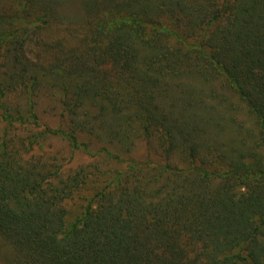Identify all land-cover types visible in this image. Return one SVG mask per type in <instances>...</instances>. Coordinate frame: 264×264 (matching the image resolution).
<instances>
[{
    "label": "trees",
    "instance_id": "16d2710c",
    "mask_svg": "<svg viewBox=\"0 0 264 264\" xmlns=\"http://www.w3.org/2000/svg\"><path fill=\"white\" fill-rule=\"evenodd\" d=\"M81 2L77 17L56 0L0 12L6 263L264 264V0ZM62 18L83 25L54 30ZM37 37L43 75L27 56ZM46 81L63 93L66 129L34 111ZM82 136L100 157L74 170L45 150L57 139L88 151ZM138 139L146 159L129 157ZM111 172L68 223L66 200Z\"/></svg>",
    "mask_w": 264,
    "mask_h": 264
},
{
    "label": "rangeland",
    "instance_id": "374dc122",
    "mask_svg": "<svg viewBox=\"0 0 264 264\" xmlns=\"http://www.w3.org/2000/svg\"><path fill=\"white\" fill-rule=\"evenodd\" d=\"M17 0H1L0 1V12L4 13L7 16L10 14H16L18 11L12 8L13 2ZM59 1V6L57 8L58 12L65 17H77L81 14V0H56ZM64 22H59L60 20H54L51 27L54 30L58 29L59 31H64L68 28H79L80 24L78 18L70 19L69 21L64 20ZM32 45L37 46L34 52L28 51V59L31 60V66H36L38 74L43 75L44 66L49 65L51 57L45 53L41 47L44 43L42 40L37 37V39L32 40ZM4 45V44H3ZM1 48V43H0ZM4 52H0V73L5 71ZM61 97L63 98V93L60 88L53 86L50 81L44 82L42 85H37L34 92L32 93L31 99L34 103V111L39 117V122L48 125L51 128H58L59 126L64 129L67 128L66 118L62 117V112H65V107L60 102ZM25 98V97H24ZM29 98V97H27ZM22 99V98H19ZM17 99H14L16 101ZM82 111V110H81ZM1 113V112H0ZM4 123L1 122L0 117V129L3 130ZM81 141L89 142V150L85 151L83 148L73 151L65 143L55 139L49 140L45 143V150L50 154V156L58 157V166L65 169H75L81 166H84L88 163L94 162L97 157H100V149L102 144L94 141L90 136H82ZM136 147L134 153L129 157H135L137 159H146L147 147L144 141L137 140L135 143ZM101 154H104L101 152ZM128 162L124 163V166L127 167ZM117 177V173H110L109 176H92L90 175L89 179L83 186L74 192L70 199L66 200V208L68 210L67 221L68 223L74 222L75 219L80 218L88 203L93 200L99 191L108 186L111 188L114 185V181ZM6 248L3 245V242L0 241V264H7L5 257Z\"/></svg>",
    "mask_w": 264,
    "mask_h": 264
}]
</instances>
